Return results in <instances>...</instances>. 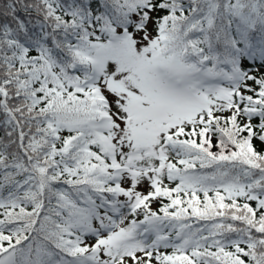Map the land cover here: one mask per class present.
Returning a JSON list of instances; mask_svg holds the SVG:
<instances>
[{
  "label": "snow or ice",
  "instance_id": "snow-or-ice-1",
  "mask_svg": "<svg viewBox=\"0 0 264 264\" xmlns=\"http://www.w3.org/2000/svg\"><path fill=\"white\" fill-rule=\"evenodd\" d=\"M0 264H264V0H0Z\"/></svg>",
  "mask_w": 264,
  "mask_h": 264
}]
</instances>
